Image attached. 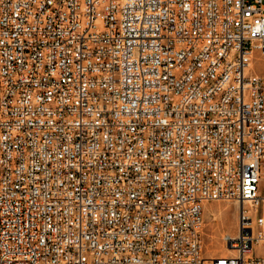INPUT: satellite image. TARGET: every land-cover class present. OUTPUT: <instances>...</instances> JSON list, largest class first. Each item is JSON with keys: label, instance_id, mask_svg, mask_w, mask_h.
<instances>
[{"label": "built area", "instance_id": "1", "mask_svg": "<svg viewBox=\"0 0 264 264\" xmlns=\"http://www.w3.org/2000/svg\"><path fill=\"white\" fill-rule=\"evenodd\" d=\"M256 55L264 0H0V264H264Z\"/></svg>", "mask_w": 264, "mask_h": 264}, {"label": "rangeland", "instance_id": "2", "mask_svg": "<svg viewBox=\"0 0 264 264\" xmlns=\"http://www.w3.org/2000/svg\"><path fill=\"white\" fill-rule=\"evenodd\" d=\"M253 73L264 75V56L254 58ZM261 192L264 193V162L261 168ZM238 209L233 202H212L204 209L203 241L204 251L208 256L228 255L225 237L233 236L237 228Z\"/></svg>", "mask_w": 264, "mask_h": 264}, {"label": "bare ground", "instance_id": "3", "mask_svg": "<svg viewBox=\"0 0 264 264\" xmlns=\"http://www.w3.org/2000/svg\"><path fill=\"white\" fill-rule=\"evenodd\" d=\"M254 58H255V56H254ZM254 58H253V60H252V62H251V64H250V67H249V72L250 73H253L252 71L254 70ZM262 181V180H261ZM206 207V206H205ZM237 209H238V213H239V207H238V205H237ZM237 220H238V218H237ZM227 250V249H226ZM227 252H228V255H232L233 254V252L232 251H229V250H227Z\"/></svg>", "mask_w": 264, "mask_h": 264}]
</instances>
